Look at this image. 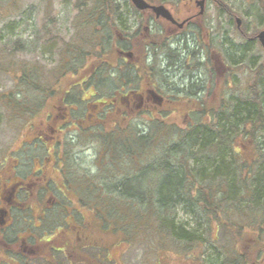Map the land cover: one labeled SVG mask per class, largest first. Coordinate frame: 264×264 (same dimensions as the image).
Instances as JSON below:
<instances>
[{
  "label": "trees",
  "instance_id": "16d2710c",
  "mask_svg": "<svg viewBox=\"0 0 264 264\" xmlns=\"http://www.w3.org/2000/svg\"><path fill=\"white\" fill-rule=\"evenodd\" d=\"M9 2L5 7L0 6V22L6 21L5 29L13 25L16 29L18 23L9 20L21 12V8L14 3L16 0L13 4L11 0ZM45 2L42 54L55 49L57 34L53 30L59 23L51 13L53 0ZM245 2L248 11H254L256 27L249 33L241 18V28L236 26L235 34L238 47L232 40L224 42V39L220 43L222 48L223 45L227 47V54L221 57L228 74L222 82L218 103L215 102V89L204 92L206 83L214 86L213 79L218 72L210 57L212 49L216 48L214 32L209 31L203 36V46L208 48L209 54L202 63L190 57L193 51L186 49L185 53L188 71L200 68L199 72L203 73L200 81L193 80L196 85L186 94L191 103L190 120L178 126L165 117H153L157 111H152L149 113L153 125L151 131L145 133L137 126L131 128L128 125V117L134 112L127 114V120L121 122L116 114L120 104L114 100L119 95L126 96L124 107L131 111L135 101L128 90L142 91L145 84L151 82L158 56L168 52L167 39L175 35L145 34L141 28L143 20L134 16L126 1L116 4L108 0H93L92 3L77 0L80 13L74 27L78 20V28L88 29V32H79L81 35L73 36L65 44L60 67L52 76L37 61L29 65L25 60L15 58L16 53L24 50L22 40L0 46V74H9L17 85H24L40 95L36 100L30 99L37 102L36 105L23 102L20 113L24 122L47 107L50 97L57 94L53 103L60 98L59 105L66 111L74 109L75 114L76 107L91 111L67 124L70 130L77 135L81 132L80 139L87 134L101 140L103 151L97 160L96 172L76 179L75 183L87 186L77 196L92 209L94 222L102 226L103 232L96 227L94 236L99 237L100 242H94L84 257L77 260L63 258L64 264H121L112 254L119 250L123 253V264H128L126 255L133 245L140 246L142 241L148 242L149 246L146 244V260L144 263L141 260L140 264H167L170 257L182 259L184 264H264V57L259 60V56H250L256 46L264 54V48L256 38L264 29V0ZM119 4H124V8L118 9ZM215 5L218 12L226 14L230 24H236L235 17L240 12L225 0H215ZM117 10L125 15L120 17ZM106 12L115 14L116 18L109 17ZM131 15L134 21L129 22L127 17ZM111 26L117 28L121 36L114 34ZM1 37L4 41L5 37ZM126 44L140 58L137 67L121 59L118 48ZM231 47L237 48V60ZM71 57L74 62L68 65L67 59ZM233 64L243 66L237 68L239 72L247 68L252 72L244 92L232 87ZM56 83L60 84L59 92L53 90ZM88 90L93 95L88 94L89 98L81 102L80 94ZM8 98L11 105L6 108L14 113L13 98L11 95ZM74 100L82 108L74 107ZM86 102L93 103L91 108H83ZM41 104V109L35 112L33 108ZM94 111L103 116L111 114L112 125L109 128L99 125L102 122L90 116ZM55 121L58 127L65 119L54 117L50 123ZM107 132L110 136L117 132V138H106ZM109 148L114 149L110 158L106 155ZM70 155L69 152L68 157ZM6 158H3L4 162L0 161V169L6 166ZM104 199H107V221L117 224V229L108 227L99 216L97 210L105 203ZM180 210L191 220L182 223ZM10 252L0 259V264H15V257L22 255L18 250Z\"/></svg>",
  "mask_w": 264,
  "mask_h": 264
},
{
  "label": "flooded vegetation",
  "instance_id": "af4514ba",
  "mask_svg": "<svg viewBox=\"0 0 264 264\" xmlns=\"http://www.w3.org/2000/svg\"><path fill=\"white\" fill-rule=\"evenodd\" d=\"M108 1L116 4L126 1L133 9L134 16L143 20L141 28L145 34L158 32L175 35L167 39L170 51L168 50L165 56L169 61L166 69L167 71L181 70L179 83L184 84V78L189 76L190 86L185 84V87L177 88L175 84L172 87L174 93L188 94L191 91L190 88L196 85L193 80L200 81L202 78L197 77L201 71L200 68L188 71L189 63L186 61L185 53L188 49L193 51L190 57L198 63H202L205 57H208L209 50L203 46V36L210 31L207 26L206 9L209 3L216 7L215 0H206L203 13L200 12L198 0H145L151 6L162 4L167 7L175 21L157 16L151 7L138 9L131 0ZM67 2V0L64 1L65 4ZM90 2L92 3L93 0ZM73 8L77 9L76 4ZM117 8H124V4L117 5ZM115 12L120 17L125 15L121 10ZM106 14L111 18L115 17V14L109 12ZM111 28L114 34L121 36L117 28L113 26ZM118 52L124 62L134 63L137 67L140 58L135 54V50L128 48L126 44L118 48ZM184 56H186L185 59ZM210 57L212 60L211 53ZM214 60L218 70L216 57ZM183 62L186 66L185 72ZM154 77H156L155 74L142 91L128 90L133 94V102L135 101L131 111L121 106L127 100L126 96L119 95L114 100L120 104L116 107V114L120 118L126 119L127 114L135 112L140 105H144L143 110L150 113L174 109L169 95L172 89L166 86V89H162L163 86H160L158 79ZM175 83H177L176 80ZM91 89L93 90L92 87ZM176 97L177 95L173 98ZM137 98L140 99V105ZM60 102L59 98L57 103H53L50 114L44 121L40 120L38 123L31 124L30 139L24 140L12 154L13 156L22 155L24 163L16 157L14 163L6 164L0 169V253L8 255L14 250L22 252L20 257H15L17 259L15 264L39 262L40 264H61L60 259L63 260L66 257L77 260L87 255L88 248L92 247L94 242L96 244L100 242L99 237L94 236L96 227L99 232H103L102 226L94 222L92 209L77 196L78 192L86 190V188L82 189L87 186L77 185L76 179L92 176V167L82 168L72 161V166L66 168L65 163L59 161V156L64 155L67 143L65 138H62L63 133L60 139L52 140L59 136L62 128L72 123L74 118V109L66 111L59 105ZM61 109L64 110V115L60 117L64 118L65 122L57 127L56 121L53 124L50 121L54 117L57 119L58 115L55 111ZM111 111H114V108ZM90 116L93 115L90 114ZM46 131L51 135H47ZM80 134L81 132H78V135ZM64 137H66L65 134ZM68 137L75 141L77 133H70ZM66 153L69 155V150ZM30 158L34 160L32 164L28 161ZM48 197L49 200H47ZM27 217L30 219L27 220ZM12 243L16 246L13 247Z\"/></svg>",
  "mask_w": 264,
  "mask_h": 264
},
{
  "label": "rangeland",
  "instance_id": "374dc122",
  "mask_svg": "<svg viewBox=\"0 0 264 264\" xmlns=\"http://www.w3.org/2000/svg\"><path fill=\"white\" fill-rule=\"evenodd\" d=\"M11 1H12L11 3L13 4L14 0H11ZM45 1L44 0H16V2L14 3L17 4V6H20L21 12H18L16 16L10 17L11 19L9 21L18 23V27L15 29L13 25V27L5 29L4 26L6 24V21L0 22V46L6 42L10 43L17 39L22 40L23 41L22 44L24 45L23 46L24 50L19 53H16L15 58L17 60L23 59L26 62H28L29 65L37 61L41 65L45 66L47 72L49 73V76H52L56 72L58 67H60L61 55H62V52H64L66 48L65 44L70 42V38H72L73 36H75L76 38L77 36L81 34H86L88 32V29L87 30L79 29L78 20L74 27L73 23L75 22L77 16L80 13L78 9L73 8L77 0H71V2L70 0H67L68 2L66 4L64 3L65 0H53L54 10H52L51 13L53 16H56L59 19V23L55 25L56 29L53 30V32L57 34L55 36L57 43L55 45V49L42 54L41 48H42L43 39L41 41V37H43V33H44V23L46 19L44 14H45V6L47 4ZM225 1L229 5H231L236 11L240 12L239 16L243 19V21L246 22L248 32L252 33L254 31V28L256 27L254 25V19H255L254 11L252 9L248 11V9L246 8L245 0H225ZM7 3H10L9 0H0V6L2 7H5ZM207 6H208L206 9L207 26L209 27L210 31L214 32L213 34L215 38L214 42L216 43V44L214 43V46L216 48L215 49L213 48L212 50L214 51L211 53L213 56L212 61L214 63L215 61L214 58L216 57L218 61L217 65L219 68H218L217 74L215 75L213 79L214 86L212 87L211 84L206 83L205 90L202 89V91L204 90L205 92L208 89L209 90L215 89V92H216L215 102L218 103V100L220 99L219 91H221L222 82L224 81L225 77H227V74H228L226 66H225L226 63H224L221 57V55L223 56L227 54V49H226L227 47L223 45V48H222L220 43H222V40L224 39H225L224 42H227L226 39L232 40L234 43V46L238 47L237 42H236L238 39H236L235 37L236 24H230L226 14L218 12L217 8L213 4L209 3L207 4ZM52 15L50 16V18L53 17ZM127 18L129 22L134 21L133 15L128 16ZM73 27L76 28L77 30H75ZM258 28H261V26H258ZM75 31L77 32L75 33ZM79 32H82V33L79 34ZM1 35L5 37L4 41ZM231 49L234 54V59L237 60L238 55H237V52L235 51L237 48L231 47ZM261 52L262 51L260 47L256 46L255 50H252L250 52V56L252 55L259 56L258 59L261 60L264 57V54L262 55ZM165 56H166V53L160 55L159 60H157L156 62V69L154 72V74L156 75L154 79H158L159 85L163 86L162 89H166V87L167 88L170 87L169 89L171 90L175 84H177L176 85L177 88L178 86H180V88L185 87V84L190 86L189 76L184 78V84L179 83L178 78L179 76L182 75L181 70L167 71L166 67L169 61L166 59ZM73 57L75 58V56ZM73 57H71L70 59L66 58L68 61V65L74 62ZM185 57L186 56H184V59ZM183 65H184L183 71L185 72L186 66L185 64ZM233 66H234V70L232 72H233L234 78L232 80V83H233L232 87L236 91L244 92L247 89L248 84L251 80L252 72L248 68L247 70L240 69V72H239L237 68H241L243 66L238 65V64H233ZM59 75L61 76L63 75V73H59ZM171 75H175L176 77L174 78ZM202 75L203 73L200 72L198 73L197 77H202ZM175 80L177 83H175ZM135 82H137V80ZM138 82L141 83V81H138ZM53 90L56 92H59V90H61L60 84L56 83L53 87ZM171 91L172 92H170L169 95H170V98H172L171 99L173 103L172 106L174 107V109L171 111L167 110L163 112H157L154 114L153 117L155 118L165 117L167 120L173 121V123L177 124L178 126H183L190 120L189 114H190L191 103L189 102V97L186 94H181V92L174 93L173 89ZM207 93L208 92H206V94ZM88 94L92 95L93 93L89 92V90L87 92L83 91L79 97L80 101L85 102V100L89 98ZM8 95H11L13 98V106L11 107H13L14 113L10 109L6 108V105H11L10 102L8 101L9 100ZM176 95L177 97L173 98ZM200 95L202 96V93ZM39 96H40L39 94H36L34 91H32L31 89L27 88L24 85H17L15 80L9 74L7 73L0 74V161H3V158L7 157L5 159L6 164H11V163H14V160L17 157L18 159H20V161H23L22 163H24V159L22 155L17 154V156H13L12 154H14V151L18 149V147L23 143L24 140L30 139L29 132L31 129V125L29 124H31L32 122L33 123L38 122L40 119L43 121L45 120L46 114L49 112V108L51 107L52 103L55 101V99L53 98H55L57 94L53 97L52 96L50 97V99L47 102L48 104L47 107L45 106L35 117H33L32 119H26L24 122L23 119L21 118L22 114L20 113L21 111L20 109H21V106L23 105V102H26L28 104L30 103L29 105H36L37 102L30 101V99L36 100ZM103 97L105 98V96ZM103 97L102 98L98 97V98L104 99ZM98 98H94V99H98ZM137 99L136 100L137 102H139V105H140V99L139 98ZM183 100H185L186 102H184ZM87 103L88 102H86L83 108H87V107L91 108L92 103H89V104ZM95 104L96 103H94V105ZM42 105L43 104H41L37 108H33V110L35 112L39 111ZM101 105H104V104H101ZM122 105L124 106V103ZM73 106L80 107V103H78L77 100H74ZM143 108H144V105H140L139 108L135 110L134 114L128 117V119L130 120L128 125H130L131 128L137 126L139 127V129H142L141 130L142 133H145V132H149V130L151 129L150 126L153 125L152 123L153 120H152V115L149 112L144 111ZM63 112H64L63 109H61L60 111H55L58 117H60L63 114ZM85 112L89 114L91 111L89 109L82 110L76 107V111H75L73 119L77 120L78 118L82 117L85 114ZM92 114H93L92 116L93 119H99V122H102L99 125L101 126L104 125L106 126V128H109L112 125L110 124L112 123L110 119L111 114L109 115L107 114L106 116H103L101 114H98L96 111L92 112ZM17 115H19V118L17 117ZM101 118L103 119V121H100ZM118 118L123 122L127 120V117L126 119H122L120 118V116H118ZM83 119L86 120L87 118L84 116ZM74 126L75 125H72L71 127H74ZM72 131L73 130H70L69 125L64 126L63 131L59 134V136H57L55 139H52V140L60 139L63 133L62 138H65V140L67 141L65 145L64 155L59 156V161L63 164L65 163L66 168L67 167L69 168V166H72V161H73V162H76V164H78L82 168L91 166L92 167L91 173L96 172V169H97L96 163H97V160H99L101 156L100 154H102L101 152L103 151L100 138L96 136L90 137V135L86 134V135H82L81 139L79 138V135H77V139L75 141H72L68 137L70 133H74ZM46 133L47 135H51L47 131ZM116 133L117 132H114L110 136L107 132L106 138H109V137L117 138ZM64 134L66 135V137H64ZM110 148L106 154L108 158L113 156V152H114L113 151L114 149L111 150ZM67 150H69V152L71 153L69 157L66 153ZM28 161L30 164L34 162L32 158H30ZM49 199L50 198L48 197L47 200ZM104 201L105 203H103V206H100L97 210L99 213V216L104 219L105 221L104 223L108 227H113L117 229L118 227L117 224H112L111 222L107 221V218H106L108 214L107 207H106L107 199H104ZM179 219L182 223H185L187 220H191V218L188 217L185 211H182V210L179 211ZM220 236L223 238L222 235ZM146 244L149 246L148 242H143V241L140 242L139 244L140 246L133 245L129 253L126 255V260L128 264H140L141 260H142L141 262L144 263V261L146 260L145 257L147 256V253H148L144 249L146 247ZM112 254L115 256V261L118 260V263H120L121 261L122 262L121 264H123V260H122L123 253L121 254L120 250L114 251V253ZM6 256H7L6 254L0 253V258L6 257ZM102 260H105V259H102ZM60 261L62 264L66 262L65 260H61V259ZM35 264H40V262L35 263ZM167 264H184V262L182 259L170 257V260L167 262Z\"/></svg>",
  "mask_w": 264,
  "mask_h": 264
},
{
  "label": "water",
  "instance_id": "95a60500",
  "mask_svg": "<svg viewBox=\"0 0 264 264\" xmlns=\"http://www.w3.org/2000/svg\"><path fill=\"white\" fill-rule=\"evenodd\" d=\"M206 0H198V4L201 6V12L204 11V4ZM135 6H137L140 9H145L147 7H151L157 14V16H163L171 21H175L170 11L164 6V5H149L145 0H132ZM242 24V21L240 18H237V25L240 28ZM257 38L259 39L260 43L264 47V29L261 30Z\"/></svg>",
  "mask_w": 264,
  "mask_h": 264
}]
</instances>
